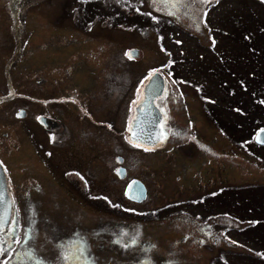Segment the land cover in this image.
I'll use <instances>...</instances> for the list:
<instances>
[{
	"label": "rangeland",
	"instance_id": "obj_1",
	"mask_svg": "<svg viewBox=\"0 0 264 264\" xmlns=\"http://www.w3.org/2000/svg\"><path fill=\"white\" fill-rule=\"evenodd\" d=\"M14 4V0H0V91L6 89L4 61L16 52L11 74L20 91L45 99L78 89L95 117L110 118L120 128L139 91L134 92L137 78L148 66L162 63L169 51L178 83L188 95L170 103L175 101L172 106L185 110H173L177 130L165 145L168 152L132 156L130 173L151 183L149 200L140 207L181 201L169 217L162 216L168 213L162 211L138 221L140 217L121 213L103 199L84 201L82 185L74 175L62 177L44 167L42 179L38 178L44 192L32 190L34 202L23 207L25 213L33 207L42 217L52 214L36 223L41 253L55 264L57 241L78 225L89 234L88 255L95 264H138L142 255L157 264H264V144L253 139L264 127V0H213L207 23L199 17L205 0H26L18 22L7 7L13 9ZM19 36L22 45L16 40ZM127 46L139 48L137 60L125 57ZM193 84L202 85V92ZM21 101L0 104V149L18 192L23 157L12 156L18 143L13 138L20 139L22 131L13 109ZM25 103L32 109L40 106L33 100ZM24 122L27 141L33 139L29 133L45 135L30 117ZM180 127L181 133L191 131L195 139L183 138ZM76 128L72 125L68 137L72 155L68 159L57 155V169L81 163L93 176L100 170L94 191L105 187L102 191L113 200L130 204L122 197L123 183L111 172L118 130L99 126V136L87 141ZM4 130L7 134L2 135ZM246 136L247 145L242 142ZM34 145L26 160L37 155ZM10 157L18 158L12 163ZM40 160L37 165L43 168ZM46 162L51 164L50 158ZM64 182L69 188L60 185ZM192 197L196 205L190 203ZM197 212L202 214L200 224H206L205 230L214 229L213 233L194 232L184 219H170L179 218L178 213L188 218ZM112 223L131 226L129 233L135 230L138 237L151 239L153 248L143 247L139 240L137 245L114 243L112 235L119 228Z\"/></svg>",
	"mask_w": 264,
	"mask_h": 264
},
{
	"label": "flooded vegetation",
	"instance_id": "obj_2",
	"mask_svg": "<svg viewBox=\"0 0 264 264\" xmlns=\"http://www.w3.org/2000/svg\"><path fill=\"white\" fill-rule=\"evenodd\" d=\"M14 1L15 4L13 9L10 7V5H8L7 7L8 11H11L12 17L16 13L15 22H18L19 15L17 16V14H19V12L21 11V7L25 5L26 0ZM172 1H176L178 3L183 2V0ZM205 1L207 2V4L204 5V8L199 17L200 19H202L203 22L207 23L208 12L211 8L210 4L213 2V0ZM16 40L19 45L23 44L21 36H19V38L17 37ZM133 46H127L124 49L123 54L128 60H137L140 55V53L135 56L131 55V58H129V53L127 52V50L132 48ZM16 51L21 52V49L18 50L17 48ZM15 54L16 52H14L12 56L8 58V60L4 61L2 73L5 78L6 89L5 91H0V104L8 103L17 98L23 100L21 102H18V105H16L13 109V116L17 118L18 121H20L22 135L20 136V139L16 137L13 138V140L17 141L18 143L15 144L14 142L16 151L12 154V156L23 157L22 159L20 158V172L23 177V182H21V184L19 183V185H21L19 195V186L15 182V176L13 175V171L9 166L8 162L3 157L5 153L0 149V163L5 174L7 192L11 204L9 221L4 228L0 229V263L4 262L2 264H54L52 259L47 258L43 253H41L42 243H37L35 239L37 231V221L48 220L49 218H51L52 214L46 213L42 217L41 214L37 213V211L33 207L31 208L32 212L30 211L28 213H25L23 209L26 204L34 202L32 199V190H38L40 191V193L44 192L41 191L42 184L41 181L38 180V178L42 179V175L45 170L44 167H51L52 169L48 170L49 172H52L54 174H60L62 177L68 178L74 175L75 178L82 185V189L85 193L84 201H89L90 199H92V201L94 200L95 202H97L98 199H103L107 204H109L121 213H126L129 214V216L131 215L137 218L140 217V219L136 218L138 221L149 216H159L162 211L168 212L167 214H164L162 216L169 217L168 214L174 211L172 210L173 207L181 203V201H169L167 203L159 204L157 206L140 207L141 204L149 200L151 183L148 181V179H146V177H140V175L135 173L131 174L130 169L131 165L133 164L132 156H135L136 158L135 153L137 152L143 154L156 153L158 151L168 152L166 151L165 145L169 144L170 137L174 133H176L175 131L177 130L175 122L173 121V110H178L179 113L185 110L178 105L172 106L173 104H175V101L172 103V105H170L173 99L177 100L179 97L184 99L188 96L185 91H182V86H180V84L178 83L180 79L179 76L175 74V70L172 67L175 64V59L171 57V53L169 51L165 52L166 57L162 63H157L156 65L148 66L145 71L137 78V81L134 84V92L136 91V89L139 91L136 94L134 102L131 106L130 116H127L128 118H125L124 124L123 126H120V128H116L114 122L110 120V118L101 119V117H95L93 112H91L88 107V100L86 99V97L82 96L81 92L79 93L78 89H76V92H73V89H71V91H68V93L63 92L45 99L27 96L25 91H20L17 88V84L13 81L12 78L11 66L14 65L13 63L14 61H16L15 59H18L13 58ZM153 72H159L161 73V75L159 74L158 76L151 79V73ZM180 77L187 81V78H185L184 76ZM193 85L194 88L202 92V85ZM146 89H148L147 94L145 93ZM150 94L154 105L160 111V125L162 127V132L164 135L161 141L152 145L140 143L130 138L131 127L134 121L145 124L154 122L153 117H151V109L149 106L139 108V104L145 98L148 99ZM204 96L207 100L211 99L208 93H205ZM25 100H33L36 103H40V106H35V108L32 109L31 106L25 103ZM186 110H188V107H186ZM27 117L33 119L35 126L38 128L39 131L43 129L45 135L43 134L42 136H31L29 133L28 136L33 139L27 141L25 138L26 131L24 129L26 125L25 122L24 125H22V122ZM187 119L189 122L195 123L192 118L188 117ZM80 121L83 123H81ZM90 123L93 125L92 129L89 126ZM80 124L81 127L79 128ZM72 125L77 126L76 130L78 129L80 135L83 136L84 139L87 141L90 137L99 136V134L96 133L98 131L99 126L104 127L107 131L118 130L117 133L120 138H116L119 143H116L115 145L117 153L114 152V159L116 161V164L112 167L111 172L114 175V178L118 180V182H121V185L123 183V186L121 188L122 197L125 199V201L129 202L130 204L124 203L119 199L113 200L109 193L103 192L105 191V187L99 189L100 191H94L93 185L94 182L97 180V177L99 176L100 170H98L96 172V175L93 176L88 171H84V166L81 163H74L71 165L67 164L66 166L62 165L57 169L60 159H68L70 155H72L73 148L71 143L68 142V137L70 136V132H72ZM5 126L8 128L11 127L9 124H6ZM181 131L182 129L180 127L179 134H182L183 138H188L190 140L195 139V134H193L191 131H188V134L181 133ZM122 132H125V137L124 133L123 135H121ZM3 134H7V131L4 130L2 132V135ZM122 136L123 139L126 140H124L125 148H123L120 142ZM102 137H104V134L102 135ZM140 137L146 138V136H144L142 133ZM175 141L176 139L172 140L173 143ZM248 141L249 137L246 136L242 142H245V144L247 145ZM2 142L3 141H1L0 144ZM32 142H34L35 144L34 150L37 155H33L31 158H29V160H26V158L28 159L27 153L30 151ZM131 150L134 151L132 155V152L130 153ZM57 155L60 159L57 158ZM37 156L42 159L40 160V162H43V168H40L37 165ZM10 158L12 159H10V161L14 163V160L18 157ZM49 158L51 164L46 162ZM16 163L17 162H15V164ZM60 168L64 169L59 171ZM27 177H32L33 180H26ZM90 177H95L96 179L94 178L93 180H91ZM136 179L140 180L146 188V195L140 200L129 197L126 193L127 187L130 182ZM69 183L74 182L73 180H71L69 181ZM60 185L69 188V185L66 182ZM195 199V197L190 198V203L193 202L192 204L196 205V203L198 202H196ZM39 201H42V198H39ZM196 214H198L199 217H197ZM209 214L212 215L211 212ZM176 216L180 217L175 218L173 216L170 219H184L186 223H189L191 225V231L197 232L200 230V232H214V229L212 228H209L207 230L204 229L206 224H200L202 214L198 212L193 213V216H190L188 218L187 215L180 213H178V215ZM212 221L213 220L210 219L211 226ZM111 225L114 228H119L112 235V241L114 243L137 245V240H139L140 245H142L143 247L151 245L150 247L153 248L154 242L151 241V239H142L138 237L135 233V230L132 233H129V229L131 226H126L122 223H112ZM121 227L123 228L121 229ZM210 236L211 235H209V237ZM60 237L61 239L57 241L58 257L57 261H55V264H95L91 257L88 255V251L91 248V244L89 240V234L86 230L81 229L77 225L75 226V228L70 230L67 236L62 235ZM31 239L32 241L29 242V240ZM82 247L85 248V250ZM139 263L157 264L148 255L140 256L138 258V264Z\"/></svg>",
	"mask_w": 264,
	"mask_h": 264
},
{
	"label": "water",
	"instance_id": "obj_3",
	"mask_svg": "<svg viewBox=\"0 0 264 264\" xmlns=\"http://www.w3.org/2000/svg\"><path fill=\"white\" fill-rule=\"evenodd\" d=\"M129 54L137 55L139 53L138 48H131L128 50ZM160 73L155 72L151 75V79L158 76ZM145 93H148V89L145 90ZM149 106L151 109V117H153L154 122L152 123H139L134 121L131 127L130 138L134 141L143 142L145 144H155L160 141L164 135L162 132V127L160 125V111L154 105L151 94L149 98H145L140 104L139 108ZM141 133L146 136V138H141ZM255 141L260 142L264 138V127L260 128L255 134ZM126 193L129 197L135 198L137 200L142 199L146 195L145 185L140 180H133L127 187ZM10 215V201L6 189L5 174L3 168L0 164V229L3 228L8 220Z\"/></svg>",
	"mask_w": 264,
	"mask_h": 264
},
{
	"label": "snow or ice",
	"instance_id": "obj_4",
	"mask_svg": "<svg viewBox=\"0 0 264 264\" xmlns=\"http://www.w3.org/2000/svg\"><path fill=\"white\" fill-rule=\"evenodd\" d=\"M155 2H159V3H165L166 2V0H155ZM131 55L132 54H129V58H131ZM260 142L261 143H264V138H262L261 140H260ZM138 146V145H137ZM147 150V149H146ZM67 259V258H66Z\"/></svg>",
	"mask_w": 264,
	"mask_h": 264
},
{
	"label": "bare ground",
	"instance_id": "obj_5",
	"mask_svg": "<svg viewBox=\"0 0 264 264\" xmlns=\"http://www.w3.org/2000/svg\"><path fill=\"white\" fill-rule=\"evenodd\" d=\"M139 142V141H138ZM159 142V141H158ZM140 143H143V142H140ZM145 144V143H144ZM7 177V176H6Z\"/></svg>",
	"mask_w": 264,
	"mask_h": 264
},
{
	"label": "trees",
	"instance_id": "obj_6",
	"mask_svg": "<svg viewBox=\"0 0 264 264\" xmlns=\"http://www.w3.org/2000/svg\"><path fill=\"white\" fill-rule=\"evenodd\" d=\"M253 139H254V137H253ZM250 140V139H249ZM256 142V141H255ZM257 143V142H256ZM259 145H261V144H259Z\"/></svg>",
	"mask_w": 264,
	"mask_h": 264
}]
</instances>
